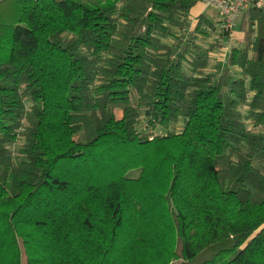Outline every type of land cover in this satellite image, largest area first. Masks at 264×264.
<instances>
[{
    "label": "trees",
    "instance_id": "trees-1",
    "mask_svg": "<svg viewBox=\"0 0 264 264\" xmlns=\"http://www.w3.org/2000/svg\"><path fill=\"white\" fill-rule=\"evenodd\" d=\"M198 3L0 0V264H264V15Z\"/></svg>",
    "mask_w": 264,
    "mask_h": 264
},
{
    "label": "built area",
    "instance_id": "built-area-1",
    "mask_svg": "<svg viewBox=\"0 0 264 264\" xmlns=\"http://www.w3.org/2000/svg\"><path fill=\"white\" fill-rule=\"evenodd\" d=\"M205 7L216 9L221 16V28L231 32L237 22L251 7L260 9L264 15V0H199Z\"/></svg>",
    "mask_w": 264,
    "mask_h": 264
},
{
    "label": "crops",
    "instance_id": "crops-1",
    "mask_svg": "<svg viewBox=\"0 0 264 264\" xmlns=\"http://www.w3.org/2000/svg\"><path fill=\"white\" fill-rule=\"evenodd\" d=\"M210 8V7H208ZM207 7H205L203 4H201L200 2L194 7L192 8L191 12H190V24H191V28L194 26L195 22H196V18L199 14L205 13L207 14ZM214 9V8H213ZM215 13H214V17H210L211 19L214 20V22L221 24V16L219 14V12L214 9ZM244 13L242 14L241 18L239 19V21L237 22L236 26L234 27V29L230 32V36L229 38H226L228 42H230V47L226 48L227 52L225 54V56L227 54H229V51L231 50L232 47H235L239 44H241L243 42L244 39V32L241 28V24H242V17H243Z\"/></svg>",
    "mask_w": 264,
    "mask_h": 264
},
{
    "label": "rangeland",
    "instance_id": "rangeland-1",
    "mask_svg": "<svg viewBox=\"0 0 264 264\" xmlns=\"http://www.w3.org/2000/svg\"><path fill=\"white\" fill-rule=\"evenodd\" d=\"M214 11L215 10L213 8H208L207 9L208 16L214 17V13H215ZM204 40L205 39L201 40V43L204 46H208L210 44H215L216 42H218V40L220 43L224 44V46H222V49H218V48L214 49V52L212 55V60H213V62H218L220 59L221 60L224 59L225 54L227 52L226 48L230 47V42L227 41L226 37L220 36V35H218V33H216V34H212L205 41ZM142 127H145V124H142ZM181 127H182V122H179L177 125L166 126L163 129L158 130L157 133H165L168 129H172V128H174L175 130H180ZM129 175L132 177H137L139 175V172L138 171H132V172H130Z\"/></svg>",
    "mask_w": 264,
    "mask_h": 264
}]
</instances>
